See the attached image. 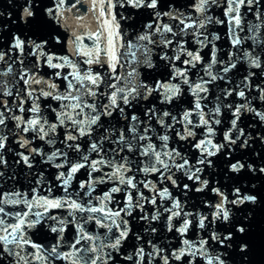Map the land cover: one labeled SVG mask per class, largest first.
<instances>
[{"label":"snow or ice","instance_id":"obj_1","mask_svg":"<svg viewBox=\"0 0 264 264\" xmlns=\"http://www.w3.org/2000/svg\"><path fill=\"white\" fill-rule=\"evenodd\" d=\"M82 2L75 0L69 4L67 0H54L52 6L41 8L37 0H26L21 22L38 30L53 22L59 25L65 19V12L73 9L79 12L77 6ZM88 2L95 28L86 23L85 15H76L77 27L81 31H73L68 41L71 48L69 55L47 50L51 40L56 44L62 42L59 35L52 36L51 33L34 39L14 32L10 42L0 44V165L5 170L8 168L6 153L13 151L9 147V133H12L19 137L16 143L26 150L36 138L53 147L50 153L43 148H32L27 155L16 152L19 159L14 161L15 164L22 162L31 170L35 157L40 156L42 164L56 169L67 168V171H58L55 175L64 193L62 197L39 195V187L46 185L49 194L54 187L51 182L46 183L43 172L38 173V187L33 188L30 199L27 193L19 191L0 194V259H9L10 264H33L34 261L53 264L57 260L70 261L71 264H117L120 258L131 261V264H153L160 257L163 264H169L170 260L183 264L185 259L187 264H197V258H201L204 264H231L229 250H238L241 260L246 261L249 244L235 241L250 229L234 219L230 206L238 208L246 202L256 204V194H242L241 188L235 187L232 192L234 198L229 199L224 191L215 187L211 191L220 199L214 205H207L213 211L210 214L193 213L184 210L179 198L174 197L167 186L158 188L147 176L158 174V183L170 181L179 188L176 173L182 172L189 181L200 185L195 188L196 192H203L208 188L209 181L201 179L204 168L196 165L212 167L213 161L209 157L216 156L225 148L229 149L231 158L237 146L248 148L254 139L264 142V135L257 133L253 137L251 132L246 135L245 129L239 126L245 112L264 122V110L253 106L255 99L264 103V80L253 81L257 75L264 76V0H224V19L208 14L213 6H219L218 0H196L191 5L195 15L181 11L173 2L164 5L162 0ZM117 7L151 9L152 18L144 25L143 32L130 36L120 23V20L130 17L121 12L117 19ZM164 7L168 10L163 11ZM37 10H40L39 14ZM250 15L252 19H249ZM165 17L174 23H165ZM212 24L227 25L230 43L227 60L220 58L221 50L215 43L220 36L208 30ZM6 28L7 25L0 28V33ZM188 37H192L193 43L198 45L195 50L187 47ZM209 47V59L205 63L201 52ZM157 49L160 61L171 67L172 74L167 82L156 81L153 85L142 78L145 75L142 70L157 67L153 61ZM169 52L173 54L169 55ZM182 56L187 59L181 60ZM176 61H181L185 67H177ZM238 64L247 65V74L233 83L229 74L238 70ZM197 65L203 66V74L199 81L194 82L188 73ZM217 66L218 70L213 71ZM44 67L56 70L52 74L53 81L40 75ZM65 69L69 71L65 72ZM56 79L64 82L63 90L54 82ZM175 80L179 83L172 82ZM218 81L231 87L221 88L216 83ZM253 84L258 96L251 95ZM181 85L188 86L194 102L179 117L166 109L161 111L155 103L144 105L143 102L154 93L158 94L161 105L171 104L182 94ZM210 85L217 87L220 93L211 108L202 104L209 99ZM233 95L242 103L226 102ZM49 98L59 102L58 107L48 105L55 113V121L52 122L44 115L41 105L42 99ZM137 107H144V119L137 115ZM223 110L231 113L230 127L224 132V143L216 144L212 139L216 135L214 126L222 123L220 117L224 114ZM25 113L29 115L25 117ZM193 116L198 120H193ZM9 121L14 122V130ZM119 121L125 123L117 128ZM154 121L163 130L162 133L157 132ZM60 128L65 132L63 139L58 141ZM198 128L203 129L204 135L193 145L200 155L196 164H192L179 151L178 143L176 147L169 146V133L175 132L179 141H186L196 137L195 129ZM21 134H31L32 139H26ZM153 134L160 141L159 145L152 142ZM85 137L88 141L86 150L81 143ZM57 142L63 145L64 150L55 147ZM70 153H75V162L69 159ZM245 167L253 174L264 173V167L256 168L240 160L231 163L229 171L239 174ZM82 169L88 170L87 179L80 180L78 190L72 191L73 181ZM141 172L145 179L138 180L136 174ZM0 177L14 178L5 177V171H0ZM103 184H110L111 187L100 196H93L96 186ZM141 185L152 195L146 196ZM183 188L187 195L190 186L184 184ZM120 193L124 195L123 206L113 209L111 204L121 203L115 197ZM158 200L169 203L164 207V212L168 214L166 230L175 231L183 238L181 247L173 249L170 255L151 237L146 241L151 250L146 251L143 236L133 231L128 219H136L134 213L139 210L138 219L147 222L144 233H157L158 229L152 226V222L159 221L162 216L159 209L163 203H158ZM21 204L26 211L6 210V206ZM146 204H152L156 211L149 215L145 211ZM52 209H64L67 216L49 215ZM80 213L86 215H78ZM176 218H180L179 226L174 223ZM47 221L53 223L46 224ZM89 223H94L98 230L106 231L89 232L86 227ZM42 224L58 234L56 243L50 247L33 242L27 235L28 230ZM69 225L75 228V237L68 245L69 251H61ZM194 227L199 230L200 238H184ZM205 232L206 236L203 235ZM132 236L138 246L124 255L123 249ZM213 244L218 248L213 249Z\"/></svg>","mask_w":264,"mask_h":264},{"label":"water","instance_id":"obj_2","mask_svg":"<svg viewBox=\"0 0 264 264\" xmlns=\"http://www.w3.org/2000/svg\"><path fill=\"white\" fill-rule=\"evenodd\" d=\"M41 4V8L50 7L52 6L54 0H37ZM75 0H67V3L71 4L74 3ZM169 2L175 3L177 8L181 11L186 13H192L195 15L191 5H193L196 0H162V4L166 5ZM26 3V0H0V28H3L7 25L5 31L0 33V44H3L5 41L10 42L12 33H17L21 35L32 36L34 39L46 37L51 33L52 36L59 35L61 37V43L56 44L54 40H51L48 49L50 51L56 52L58 55H69L71 53V48L68 46V41L71 39L73 31H81L77 27V21L75 19L76 15H85L86 16V23L91 27L95 28V20L91 17L89 12L90 4L88 0H83V2L78 5L79 12L73 9L71 12H65V19L61 20L60 24L57 25L55 22L44 25L41 30H38L33 25L25 26L21 22V16L23 12V7ZM219 6H213L209 13L214 18L224 19V0H218ZM188 6V7H185ZM163 11H167V7L162 8ZM117 19H119V13L123 12L124 15L129 16L130 18L127 20H120L121 28L124 29L129 33L131 36L132 34L143 32L144 25L149 22L151 17V9H131V8H119L117 7ZM38 14L40 10H37ZM10 14V17H9ZM249 19H252L251 15ZM165 23H174L170 21L167 17L164 18ZM209 32L216 33L220 36V39L215 41L217 48L221 51L219 56L221 59L227 60L228 52L230 50V43L227 36V25L221 24H212L208 26ZM188 44L187 47L191 50H195L198 45L193 43L192 37H188ZM250 43V42H249ZM246 47L248 45H245ZM210 47L205 48L202 50L201 55L205 57V63L208 62V53L210 52ZM159 49L155 50L153 55V61L156 63L157 67L153 70H142L145 75H142L143 79L150 84L155 85L156 81L167 82L172 74V69L170 66L166 64L164 61H160L158 55ZM172 52H169V55H172ZM29 59H34L29 57ZM187 59L186 56H182L181 60ZM176 66L179 68L185 67L181 61H176ZM213 69V71L218 70ZM238 70H233L232 73L229 75L233 78V83L239 82L243 78L244 75L247 74V65L246 64H238ZM56 70L49 69L44 67L40 75L43 76L45 79L53 81V72ZM65 72L69 71V69H65ZM259 72V70H255ZM203 74V66L197 65L196 69H191L188 73L190 79L194 82L199 81L200 75ZM264 80V76L257 75L253 78L254 82H260ZM55 83L60 85L61 90L64 88V82L62 80L56 79L54 80ZM173 83H179V80L172 81ZM221 88L224 87H231V85L225 84L223 81L216 82ZM39 87V86H36ZM182 87V94L177 96L173 102L169 105H161L159 103V96L158 94L154 93L152 97H149V100L143 102L145 106H151L152 103H155L157 108L161 111L168 110L173 115L179 117L186 109H190L193 106L194 98L190 93V90L187 85H181ZM211 91L208 94L209 99L207 101H202V104H207L209 108L214 107L215 97L219 95V91L217 87L210 85L209 86ZM248 93L246 92V95ZM252 96H258V93L254 90L253 84V92ZM251 98V97H250ZM11 99V98H7ZM237 102L242 103L235 95L228 98L226 102ZM107 101H105L106 103ZM42 111L44 115L48 117L49 121H55V113L48 108V105L52 107H58L59 102L48 99L41 101ZM30 105H26L28 107ZM253 106L257 107L258 110H264V103L259 101L258 99L253 100ZM137 115L144 119L143 112L144 107H137L135 109ZM207 111V109H205ZM223 115L220 117L222 123L220 125H216L215 131L216 135L212 138L213 142L216 144L224 143L223 136L224 132L230 127V119L231 113L227 110H223ZM19 114V113H17ZM25 117L29 114L25 113ZM107 120V118H105ZM193 120H198V117L193 116ZM169 122H171L169 120ZM125 122L119 121L117 122V128H119ZM10 127L14 130V122L9 121ZM153 126L156 128L157 132H163L158 124L153 122ZM239 126L245 129V134L247 135L249 132L252 133L253 137H256V134L259 133L264 135V122H261L258 117H256L252 113L245 112L242 117L241 121L239 122ZM177 128H180L181 125H176ZM102 131V130H101ZM197 135L195 138H189L186 141H179L178 137L175 135V132H170L169 135L171 139L169 141L170 147H176L177 143L179 144V151L186 156L190 163L196 164L197 159L199 158V151L193 147V145L198 142L202 136L204 135L203 129H195ZM65 130L63 128L58 129V136L57 140H61L64 137ZM26 139H32L31 134H21ZM19 137L13 136L12 133H9V147L13 149L12 152L6 153V159L8 161V168L5 170L2 165H0V171H5V177H14L13 179H5L4 177H0V194L12 193L19 191L21 193H27L29 199L32 196L33 188L38 187L36 185V180L38 179V173L43 172L46 183L51 182L54 187L52 189L51 194L48 193L45 187H39V195L41 196H53V197H62L64 195L62 189L59 187V182L55 180V175L58 171H67V168L64 169H56L51 165L42 164L41 157L36 156L35 160L33 161L34 167L29 170L23 163L21 162L20 165L15 164V160L19 159L15 155L16 152H24L26 155L29 154L32 148H43L46 153H50L53 150V147L45 143L44 141L39 140L38 138L34 139L33 142L28 146V149L21 148L16 140ZM243 139V138H242ZM152 142L156 145L160 144V141L156 138L155 134H153ZM82 147L86 150L87 149V138L83 139ZM240 142H238L239 144ZM108 145L106 144V147ZM56 148H60L64 150L63 145L57 142L55 145ZM95 159V154L92 156ZM69 159L75 162L76 155L75 153L69 154ZM133 159L144 160V157H134ZM213 161V166L208 167L206 165H196L197 167H203L204 171L200 174L202 180H208L209 186L203 192H196L195 188L199 187L200 185L194 183L193 181H189L186 176L182 172L176 173L177 182L180 184L179 188L174 187L170 181H166L165 183H158L159 177L158 174L156 175H148L147 179L152 181L154 184L157 185L158 188H163L167 186L169 190L172 192L174 197L179 198L182 205L184 206V210L193 213H203V214H210L213 209L208 207V204L214 205L220 199L216 196L211 189L218 187L222 191H224L228 196L229 199L234 198L232 195L233 189L235 187H240L242 190V194H256L258 196V201L256 204H251L246 202L244 205L239 206L238 208L235 206H230L233 208L234 219L237 222H240L249 227V231L243 237H238L235 243H239L241 241H246L249 244V251L247 252L248 259L246 261L241 260V254L237 251L229 250L230 256L229 259L231 264H264V173H255L253 174L251 170L247 167L241 170L239 174L232 173L229 171V167L231 163L236 162V160H240L242 163L253 164L254 167H264V142L259 141L258 139H254L250 141V147L241 149L238 146L236 150L232 152L231 158H229V149L225 148L220 153H218L214 157H209ZM59 163L60 161H56ZM143 167V165H141ZM108 171V169H105ZM87 169H82L80 173L77 174V179L73 181L72 191L78 190L79 181L87 179ZM136 172L135 166L133 167V173ZM30 173V174H29ZM132 175V173H129ZM136 178L138 180L145 179V175L141 173L136 174ZM184 184H188L190 186V190L187 191V195H185V189L183 188ZM111 187L110 184H103L96 186V192L93 193V196H100L103 192L107 191ZM141 190L145 193L146 196H151L152 193L148 189H144L141 185ZM116 200L121 201L119 205L115 202L110 205L113 209L122 207L123 206V193L115 194ZM86 202V201H85ZM158 203H163V207L159 210L162 213L161 219L159 221H153L152 226L158 229L157 233H144V228L147 226L146 221H140L138 219L139 210H136L134 216L136 219L128 218L130 220V224L133 227L134 232H139L144 238V247L146 251H150V247L147 245L146 241L149 237L153 238L154 242L166 249L167 254H171L173 249L181 247L182 237L175 231L168 232L165 227V223L167 220V213L164 212V207L169 206V203L164 201L161 202L158 200ZM6 210L11 211H26L24 205L19 206H6ZM38 211H42V209H35ZM145 211L151 215L156 211V208L152 204L145 205ZM49 215H59L60 217L67 216V211L64 209H52L48 213ZM78 215H86L80 213ZM247 217V219H245ZM191 218V217H190ZM209 218H211L209 216ZM52 221H47L46 224H52ZM174 223L179 226L180 218H176ZM219 224V222H217ZM46 224H42L37 226L34 229H30L27 232V235L30 239L38 244H43L47 247L56 243L57 235L52 233ZM87 230L89 232L95 233L99 231L100 233H104L106 229H97L94 223H89L87 226ZM227 227V226H225ZM75 228L72 225H69L66 232L64 233L65 241L63 246L61 247V251H69L68 245L73 241L75 237ZM203 235H207V233H203ZM189 240H198L200 238L199 230L197 228H192L187 233V236L184 237ZM137 242L135 237L126 242V245L123 249L124 255H127L135 250L137 247ZM218 246L213 244V249H217ZM31 251V249H29ZM212 250H210L211 252ZM220 251H223L222 249ZM0 264H10L9 259H0ZM33 264H38V262H33ZM53 264H71L70 261H63L57 260L54 261ZM117 264H131V261H124L120 258L117 259ZM146 264V262H145ZM153 264H163V259L158 257L156 260L153 261ZM169 264H180V262L171 261ZM183 264H187V259L183 261ZM197 264H204V261L201 258H197Z\"/></svg>","mask_w":264,"mask_h":264}]
</instances>
